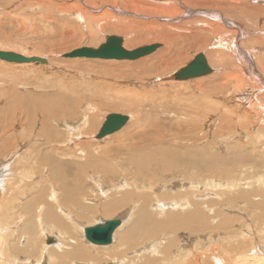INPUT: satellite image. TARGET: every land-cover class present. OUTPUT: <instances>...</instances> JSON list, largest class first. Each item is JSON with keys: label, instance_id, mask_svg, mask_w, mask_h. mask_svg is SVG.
Returning <instances> with one entry per match:
<instances>
[{"label": "rangeland", "instance_id": "rangeland-1", "mask_svg": "<svg viewBox=\"0 0 264 264\" xmlns=\"http://www.w3.org/2000/svg\"><path fill=\"white\" fill-rule=\"evenodd\" d=\"M84 1L90 2V0ZM170 1L166 0L165 4H168L169 6ZM174 1V5H177V12L167 14L162 11L144 13L142 11L143 9L136 11L134 9V5L131 7L128 6L125 9L124 3H128V1L121 4L120 0H95V3L92 4V6H98L96 9H92L89 7L90 5L88 6L87 3H83L80 0H0V50L17 51L26 55L47 56L49 59L52 58L53 60L48 64H17L0 60V93H16L19 96H23L26 107L27 104L32 103L33 105L30 106L32 108L31 110L28 109L31 112L26 110L24 102L23 105L18 108V112L24 110L29 119L26 124H20L17 128L22 129V125L25 127L29 122L35 121V125L38 130L43 128L41 120L43 119V115L41 113L42 110L38 109V106L35 107V102H33L34 96H45L44 94L49 95L46 97L61 96L63 100L57 105H61L63 107L65 105H70L69 107L74 110L70 113L69 107L67 106V108L64 107V111L62 109L58 110L57 118H50L53 119L52 124L59 127L57 129V133H54L51 129V124L45 128V134L40 135V138L36 136V132H26L25 142L30 143L34 141V138H38L39 140L41 139L40 145L44 144L48 146V144L52 142V144L59 143V145L56 146L63 148L65 143L63 141H66L69 137V135L67 136V130L64 129V125L79 129L81 124L84 125L85 118L81 121L83 116L85 117L88 115V117H90V121L86 125L87 132L85 133L86 137L84 141L88 142L89 146H92L91 148L95 149L94 152L98 153L103 152L106 147H111L109 154L107 155H109V157L111 156L112 160L115 158L120 159V167L125 174L121 172V176H119L120 179L118 181L108 178L106 179L108 181L102 183L99 179H86L85 187L89 198H100L102 187L110 193L116 190H122L124 188L122 185L123 181L127 184V187H129V185L130 187H144L148 191L152 190L155 193L156 191H160V188H163L165 183H167L171 177L176 176L174 181H180L179 178L183 174V168L187 169L188 172L201 174V176H203V181L206 183H209L210 179H215L216 181L210 182L213 185L211 187L217 188L221 183L226 184L228 185L227 187H229L230 183L238 190L249 188L251 183L254 182L256 176L259 177V175L264 174V149L262 147H256L254 151L251 149L247 151H241L238 149L240 152L237 151V153H231L233 149L236 150L237 144L239 143L243 142L242 144L249 146L251 141L248 140L247 131H244L243 134L241 133L243 131L240 130V132H238V139L230 137V133L227 131L220 136L219 131L221 121L219 119L218 106L222 105L221 99L216 97L210 98L212 101L211 105L203 103L201 99L205 98L207 89L203 87V90L200 91V89L196 87V82L201 77H211L210 74H213L217 67L212 66L214 68L212 73L197 77V79L177 80L179 82L170 80V75L186 66L198 53H207L206 51L208 49L198 44V36H194V34L191 33L193 32V28L196 26L195 23L197 21L204 23H208L207 21L210 20L216 21L214 13L215 11H218L216 10L217 7H211L204 4V2H198L199 4L195 3L196 5L192 6L189 5V3H184L185 6H183V3L180 2L181 0ZM72 5L74 7H72ZM84 8L92 15L99 17V22L97 24L94 23L96 24L94 28L95 34H92L86 23H84L87 22V19H85V17H81L84 14ZM119 10L125 11L120 12ZM195 11L200 12L195 13ZM106 12L107 15L104 16L103 14ZM250 13L241 14V16L247 17V19H244L243 23L247 28L248 33L245 38L244 36L241 38L240 42L241 44L243 43L242 46L246 50L247 48L251 49L256 46L250 44L249 41L246 42L247 38L259 36V27L262 28L264 25V21H262V19H264V15L262 13L254 10ZM128 21L130 24L133 23V27L131 29H123V31L120 28L108 25L109 23L114 25L120 23L128 24ZM182 23H184V25L180 26V29H185V27L190 28V30H183V32H186L184 34L187 39L176 38L173 43L176 47L184 46V56L180 57L179 55L178 62L167 70L157 68L155 65L150 64L154 61L161 62L164 57H168V52L170 51L168 49V42L171 36L170 34L175 36L174 32L179 30L177 26ZM99 27L101 28L99 29ZM201 31L202 30L198 32ZM109 35H120L123 37L125 39L124 44L129 49L154 43H160L162 46L153 53L136 60L124 59L114 61L99 58L62 57L64 53L70 52L76 48L83 46L97 47L105 42L107 36ZM227 37V34H225V38L229 39V37ZM212 44L213 50L216 52V57H220V61L224 55L231 52L227 47L219 46L217 40H214ZM260 52L264 53V50L261 49L258 54ZM163 78H166L169 82ZM65 94L68 95L65 96ZM195 98L199 99L196 100ZM228 98L229 97L224 99L225 105L226 103L230 107L238 105L237 101L230 102V100H227ZM229 106H224L223 109H230ZM65 111H67L66 113L68 115L64 116ZM110 113L130 115L131 120L128 121V123L119 131L105 137L103 139L104 141L96 140L95 138L92 140V138H89L100 130L106 116ZM86 127H84V129ZM162 136L165 137L163 138ZM256 136V138L260 137L259 135ZM73 138L74 136L71 139ZM256 138L253 140H256ZM74 139V142L69 145L76 143V140ZM80 140L82 141V139ZM80 140L78 141V144L81 142ZM115 145H122L123 151L114 147ZM163 145L167 148L166 151H164L165 153L159 151ZM128 149L133 152H129L128 154ZM134 152L136 154H134ZM235 153L236 155L245 157L246 160L242 161L233 159L232 157ZM255 153L259 155L261 154L262 157L258 159L253 156ZM101 154L102 153H100V155ZM250 154L252 156H250ZM12 155H10V160H16V157L14 156L15 154ZM137 156H141L146 160V162L144 161L143 163H139L135 160ZM205 156L208 158L212 156L214 161L210 162ZM126 158H129L130 160L126 161ZM170 163H173V167L171 168L172 172L167 173L164 171V168ZM9 164L7 165V163H3L0 165V169H2L5 165H7V168H11L7 175L10 173L13 175V177L5 176L3 179L4 185L0 188V218L4 224L11 219V210L9 208L7 198L10 190L15 187H17V190L20 188L27 189L28 193L26 194L24 200L27 199L26 203L28 205L24 208V211L29 210L28 213L31 216L25 222L27 224L25 229L26 231L22 228L24 226H21L22 230L25 232H23L24 238H21L19 241L21 246H26V241H32V234H30V232L33 233L35 231L32 224L35 225L37 223L38 215L40 214L41 219H46L45 208L41 207L39 209L38 206L40 204L38 205L35 202H31L29 204L28 200H30V197H32L35 193H40L42 195L46 190H50V184L53 183L54 180L49 176H46V172H41L42 167L40 169V166L33 163L32 160L14 161ZM229 169H232V172ZM29 173L36 179L31 178ZM20 177L24 178L26 181L23 187L19 186ZM32 181L34 183H30ZM55 184H60V180ZM201 184L204 185V190L207 193L208 191L206 189L208 188V184L205 185L202 181ZM210 193L215 194L212 198L217 197L216 192L210 191ZM41 198V200L45 203L51 201L48 200V197ZM65 199L69 202L71 201L67 197ZM252 199L253 203L245 200L235 202L234 204L233 202H223V200L221 202L220 199H218L217 202L214 200L211 201V203H214V206L216 205L215 207L221 209L224 214H230V216H233L234 214L241 219L234 220L233 225H231L232 218H234V216L232 218L230 217V220L228 218L227 224L231 226L230 229H227L228 231L225 228L215 230L214 239H207V234L198 235V233H192L187 230L185 231V229L182 228L179 229L180 231L175 228H170L169 230L168 228H165V232L163 230L161 233L155 234L156 236L152 240L153 243H155V251H152L153 248H149L147 251H152V253L134 252L128 254L124 257L126 263L153 264L154 262V264H171L172 262L173 264H182L180 262L181 260L177 259L180 258V255H183L180 252L184 249V247H186V249L191 248L192 251L194 250L193 252L196 255L198 247H201L202 252H205L210 251L213 247H215L214 245L222 244L223 246L226 241L231 243L243 242L248 245L257 238L264 240V206L260 203L259 197H252ZM41 200L40 203H44ZM58 200L62 202V198H58ZM144 201L145 200H138L137 203L141 205ZM175 203L179 204L180 202ZM70 204H73V202ZM99 205V200H97V206L100 208L101 206ZM131 205L132 204L124 208L122 211L123 213L120 212L119 214L114 215H117L116 217H120L125 214L135 213L136 209L133 206L131 207ZM204 205L210 206L208 204ZM98 207L96 208L98 211L88 210L87 213L89 216H87L82 222L78 221L79 217L77 216L79 215H76V221L74 222H72L71 219H68L69 221L67 220V222H70L71 224V226L68 227L70 231L67 229L66 231L64 229V232L62 230V233L61 229H57V226L53 227L56 232L63 234L64 239H61V241L65 240L67 243L68 240V243L71 244L74 241L73 243H75L76 246H81L90 256L92 255L90 264H106L107 262H112L111 260H113L112 264H118L119 261L113 259L114 255L109 253V249L113 242L106 246L107 248L99 249L98 246L87 241L84 236V228L81 229L79 226V224L84 225V227L96 224L101 221V218L102 221H104V219H113L102 216L101 210ZM168 207L173 209L177 208L175 205H170ZM219 209H217V211ZM20 210L22 211L21 208L19 211ZM65 210L73 214L71 207H65ZM217 213L218 212L213 211L210 212V214L214 215L212 220H214V218L216 220V218L224 217V215L218 216ZM169 216V213L167 216L163 215V219L168 221ZM32 217L34 221H31ZM203 222L205 224L215 225V222L208 221V214L204 215ZM72 223L76 226L78 232L75 230L76 228L72 226ZM69 232L71 234L73 233V239L69 240L66 238V235L70 234ZM207 232L209 231H203L202 233ZM210 233L213 234L212 232ZM215 233L218 235H215ZM220 233L222 236L219 235ZM18 234L19 232L11 236L9 241L11 244L9 246H13L12 243L14 242H12V239L15 241V238H18ZM194 234L197 235V237ZM241 234L243 237L240 236ZM223 235H226L227 237ZM50 237L55 236L50 235ZM43 239L44 238L41 240L42 244H44ZM47 239L48 238H46V244ZM173 239L175 240L172 243L171 240ZM65 241H62V244ZM54 244H56V241L47 245ZM166 244L167 246L171 244L170 247L174 245V247L171 248L172 252L165 250ZM178 244L181 245L179 246ZM74 246L70 248H74ZM12 250L15 251L16 249ZM104 251L108 253H104ZM157 252L160 256H158ZM94 254L97 255L95 256ZM191 256L192 254L190 257ZM217 256H223V254L219 252ZM174 258H177L176 260L179 262L174 261ZM83 263L86 264L87 262L81 258H78L76 263L74 261V264Z\"/></svg>", "mask_w": 264, "mask_h": 264}, {"label": "bare ground", "instance_id": "bare-ground-1", "mask_svg": "<svg viewBox=\"0 0 264 264\" xmlns=\"http://www.w3.org/2000/svg\"><path fill=\"white\" fill-rule=\"evenodd\" d=\"M80 1H82L83 3H87L88 6L90 5L89 7H91L92 9L98 8V6H94V5L92 6V4L95 3V0H90V2H87L84 0H80ZM126 1H128V3H124ZM187 1H191L192 3L187 2ZM120 2L121 4L124 3L125 9L128 6L131 7L134 5V9L136 11H138L139 9L140 10L143 9L142 11L144 13L162 11L167 14L168 13L171 14L172 12L173 13L177 12V5H174L175 4L174 0L169 2L170 3L169 6L168 4H165L166 0H148V1L147 0L146 1L120 0ZM180 2L183 3V6H185L184 3H189V5L192 6V5H196L195 3L199 4L198 2H204V4L209 5L211 7L213 6L217 7L216 10H218V11H215L214 13L215 14L214 18L216 21L210 20V21H207L208 23L197 21L195 23L196 26L193 28L194 30L191 34H194V36L197 35L198 41H199L198 44L208 49L206 51L207 53L203 52L206 55L208 64L211 67L212 66L217 67L216 71L213 74H210L211 77H201L200 76L201 78H199L198 81L196 82V87L200 89V91L203 90V87L207 89V92L205 93L206 94L205 98H201L203 103H207L208 105H211L212 101L210 100V98L216 97L218 99H221L222 105L218 106L219 119L221 121L220 131H219L220 136L226 133L227 131L228 133H230V137L238 139V136H239L238 132H240V130L243 131L241 132L243 134H244V131H247L246 133L248 135L247 136L248 140L251 141L249 146L242 144L243 142L239 143L237 144L236 150L233 149L231 153H234V152L237 153V151L240 152L238 149H240L241 151L243 150L247 151L249 149L254 151L256 147H262L264 149V53L260 52L258 54V52L261 49L264 50V25L262 28L259 27V30H258V33L260 34L259 36L250 37V38H247L246 40V42L249 41L250 44L256 45L255 47L251 49L247 48L246 50L242 46L243 43L242 44L240 43L241 38L243 36L245 38L248 33L247 28L244 26V23H243L244 19H247V17L241 16V14L250 13L252 10H254L264 15V0H201V1L181 0ZM72 7L74 6L72 5ZM187 8H190V7H187ZM83 11H84V14L81 17L82 18L85 17V19H87V22H84V23H86L88 29L92 32V34H95L94 28H95V25L99 22V17H96V15H92L85 8L83 9ZM119 11L122 12L125 10H122V11L119 10ZM196 12H200V11H195V13ZM103 15L104 16L107 15V12L104 13ZM262 21H264V19H262ZM108 25L112 27L114 26L115 28H120L122 29V31L123 29H128V28L131 29L133 27V23L130 24V22L128 24L120 23L117 25L109 23ZM183 25L184 23L177 26L179 30L177 29L178 31L174 32L175 36L170 34L171 36L168 42L169 44L168 49L170 51L168 52V57H164L161 62L154 61L150 64L155 65L157 68L167 70L168 68H170L171 66H173L174 64L178 62L179 55L180 57L184 56V46L176 47L175 44L173 43L176 38H184L185 40L187 39L184 34L186 32H183V30L185 31L186 29L190 30V28L185 27V29H183L181 27L182 29H180V26H183ZM100 28L101 27H99V29ZM200 30L202 31L198 32ZM225 34H227L229 39L225 38ZM109 36H113V35H109ZM109 36H107V38ZM115 36H120V35H115ZM124 40L125 39L123 38V46L126 47L124 44ZM214 40H217V42L219 43V46L227 47L231 51V52H228L226 55H224L223 58H221L222 59L221 61H220V57H216V54H215L216 52L213 50L212 42ZM146 45H149V44H146ZM146 45H142V46H146ZM83 47H80V48H83ZM80 48H76V49H80ZM127 49L134 50L136 48L134 49L127 48ZM13 52L17 53V51H13ZM18 53H21V52H18ZM21 54H24V53H21ZM64 54L62 55V57H64ZM34 56L39 58L41 55H34ZM40 58L47 59V63L45 64H48L53 61L52 58L49 59L47 56H41ZM64 58H69V57H64ZM76 58H83V57H76ZM106 60L115 61L118 59H106ZM125 60H128V59H125ZM24 64H27V63H24ZM38 64H43V63H38ZM213 71H214V68H213ZM173 74L170 75L171 76L170 80L179 82L173 78ZM167 79L166 81H168ZM44 95L45 96H34L33 98L34 101L31 99L33 102H35V107L38 106V109L42 110L41 113L43 115V119L41 120H42L43 128L38 130L35 125L36 121L29 122L25 127L22 125L21 126L22 129L17 128L18 125L20 124H26V122L29 119L28 115L25 114L24 110H21L20 112H18V108L22 106L24 102L23 96H19L16 93L15 94L7 93V92L0 93V165H2L3 163H7L8 165L10 162H14V161L32 160L33 163H36L40 166V169L42 167L41 172L42 171L46 172V176H49L50 178L54 180L53 183L50 184V190H46L45 193L42 195L40 193H35L34 195H32V197H30V200H28L29 204L31 202H35L38 205L40 204L38 206L39 209L41 207L45 208V218L46 219L45 220L41 219L40 214L38 215L37 223L35 225L32 224L35 231L33 233L30 232V234H32V241L30 242L26 241L27 242L26 246H21L19 244V241L21 238H24L23 232L26 231L25 229L27 227V224L25 222L31 216L28 213L29 212L28 209H26L28 211H24L25 210L24 208H26V206L28 205L26 203L27 199L24 200L28 191L25 188L23 189L20 188L17 190V187L10 190L7 198H8L9 208L11 210V219L7 223L4 224L0 218V264H48V263L49 264H74V261L76 263V260L78 258H81L84 261H86L87 262L86 264H90L92 255L90 256L86 252V250L83 249L81 246H76V244L73 243L74 241L71 244V243H68V240H67V243L65 240H62V241H65L62 244L61 239H64L63 234L56 232L53 226H57V229L58 228L59 230L61 229V232L62 230L64 232V229L65 230L67 229L70 231L68 227H70L71 224L70 222H67V220L71 219L72 222H74L76 221V215H79L77 216L79 217L78 221H81V222L84 221L86 217L89 216V214L87 213L88 210L98 211L96 210V208L98 207L97 200H99V203H100L99 206H101L100 208L98 207L101 210V215L106 216L108 218H113V219H108V220L104 219V221H102V218H101L102 222L100 221L98 223L104 224L107 221H115V220L121 221L114 231L113 239H112L113 244L111 245L109 249V253L114 255L113 259L119 261L118 264H127L124 257L127 256L128 254H131L134 252H139V253L151 252L152 253V251H155V248H154L155 243H153L152 240L155 238L156 236L155 234L161 233L165 228L166 229L168 228V230L170 228H175L176 230H179L180 228H182V229H185V231L187 230L192 233H198V235L207 234L208 236L207 239L208 238L214 239L215 230L220 229V228L222 229L225 228L226 230L230 229L231 226L227 224L228 218L230 220L234 216V218H232L231 225H233L234 220H241L240 218H238L237 215L235 216L233 214V216H230V214L228 215L224 214L221 209L215 207L216 205L214 206V203H211L212 200L217 202V200L220 199L221 202L223 200V202L224 201L226 203L233 202V204L235 202H239L242 200L253 203L252 197H259L260 203L262 204V206H264V176H263L264 174L259 175V177L256 176L255 179L253 178L254 182L251 183L249 188H246V189L240 188L242 190H238L237 188H235V186H233L230 183H229V187H227L228 185L223 184V183L219 184L217 188L211 187L213 185L210 182L216 181L215 179H210L209 183H206L203 181V176H201V174H198L196 172H188V170L184 168L182 169L183 174L179 178L180 181H176V180L174 181L176 176L171 177L169 181L165 183L164 186L162 185L163 188H160V191L158 192L156 191L157 193L156 192L154 193L152 190L148 191L144 187H135V186L130 187V185L129 187H127L126 186L127 184L123 181L122 185L124 186V188L122 190H116L110 193L108 190L102 187V193L100 194V198L98 197L89 198L87 195L86 187H85L86 179L87 178L99 179L102 183H105V181H108L106 180L108 178L114 181H118L120 179L119 176H121V172L125 174V172L120 167V159L115 158L112 160L111 156L109 157V155H107L109 154L111 147H106L103 150V152H100L102 153L100 155V153L94 152L95 149L91 148L92 146H89L88 142L84 141L86 137L85 133L87 132L86 125L90 121V117H88V115H86L85 117L83 116L81 121H83V119L85 118L84 125L81 124V127L80 128L78 127L79 129L73 128V127H67L66 125H64L65 126L64 129L67 130L68 132L67 136L69 135V137L68 139H66V141L62 140L63 142H65L63 148L56 146V145H59V143L52 144V142L49 143L48 146L44 144L40 145L41 139L39 140L38 138H34V137H33L34 141L30 143H26L25 142V135L27 134L26 132H36L37 137L45 134V128H47L49 125L52 124L54 118L58 117V110L62 109L64 111L65 110L64 107L67 108L68 106V105L67 106L65 105L63 107L61 105H57L63 100L60 95H59L60 97L58 96L46 97L49 95H46V94ZM67 95L65 94V96ZM227 97H229L227 100H230V102L237 101L238 105L232 106V107L227 105V103L225 105L224 99H226ZM195 99L198 100L199 98H195ZM25 105L26 104L24 102V107L26 108L27 111L32 109L30 107L32 103L27 104V107ZM224 106L225 107L229 106L230 109H226V108L223 109ZM69 111L70 113H72V111L74 110L69 107ZM66 112L67 111H65V113ZM65 113H64V116L68 115L67 113L66 114ZM50 118H53V119H50ZM130 120H131V117L129 115V121ZM51 127L54 133H57V129L59 127L55 126L54 124H52ZM84 127L86 128L84 129ZM98 132L96 134L94 133L95 135L93 134L89 138H92V140L94 138L96 140H103L105 137H107L105 136L103 138L97 139L96 136ZM87 134H90V133H87ZM256 135H259L260 137L256 138L257 137ZM73 136L75 138L73 139L76 140L75 141L76 143L73 145H69L72 142H74L73 139H71ZM162 137L164 138L165 136H162ZM255 138L256 140H253ZM80 139H82V141ZM79 140L81 142H79L78 144ZM132 144H131V147H132ZM114 147H117L119 148V150L123 151L122 145L121 146L115 145ZM166 149L167 148H165L163 145L159 151L163 153L164 151H166ZM131 150L128 149V154L129 152H133ZM236 153L235 155H233L232 157L233 159H236V160L238 159L242 161L246 160L245 157L241 155H236ZM12 154H15L14 156L16 157V160H10V155ZM134 154L136 153L134 152ZM250 156L252 155L250 154ZM253 156L257 157L258 159L262 157L261 154L259 155L257 153L253 154ZM127 160L129 161L130 159L126 158V161ZM135 160H137L139 163H143L144 161L146 162V160L142 158L141 156H137ZM208 160L212 162L214 161V158L211 156L208 158ZM7 165L3 166L2 169H0V188H2L4 185L3 179L5 176L13 177L11 173L7 175L11 169V168H7ZM172 167H173V163H170L167 167L164 168V171L167 173L168 172L171 173ZM30 177L33 179H36L31 174H30ZM59 180H60V184H55L56 182H59ZM201 181L205 183V185L208 184V188L206 189L208 191L207 193L204 190V185L201 184ZM19 182H20L19 186L21 187H23L26 183L25 179L22 177H20ZM30 183H34V182L32 181ZM210 191L216 192L217 197L212 198L215 194L210 193ZM46 196L49 198L48 200H51L50 202L48 201L47 203H45L44 201L41 200L42 199L41 197L47 198ZM60 197L62 198V202L59 201L60 199L58 200V198ZM66 197L70 199L71 201L70 202L67 201L65 199ZM1 199H2V196H1ZM40 200L44 203L41 204ZM138 200H145V201L143 204L140 205L137 203ZM72 202L73 204H70ZM175 202H180V203L177 204ZM0 204H1V200H0ZM130 204H132L131 207L133 206L136 209L135 213H131L127 215L125 214L120 217H116L117 215L116 216L114 215V214H119L120 212L123 213L122 212L123 209L128 207V205ZM204 204H208L210 206H206ZM170 205H175L177 208L176 209L169 208L168 206ZM65 207H71L73 214L65 210ZM20 208L22 209V211L20 210L21 212L19 211ZM217 209L219 210L217 211ZM212 211L218 212L217 213L218 216L224 215V217L216 218V220L214 218V220H212V217L214 216L210 214V212ZM168 213L170 214V216H169V220L166 221L163 219V215L167 216ZM205 214H208V221L215 222V225L205 224L203 222V218ZM31 221H34L33 217L31 218ZM21 226H24L22 228H24L25 231L22 230ZM72 226L76 228V226L73 223H72ZM79 226L81 229L84 228V236H85V229L87 226L84 227V225L82 224H79ZM75 230H77L78 232L77 228ZM203 231H209V232L202 233ZM17 232H19V234L17 235L18 238H15V241H13L12 239V242H14L12 243L13 246H9L11 244L9 242L11 236L16 234ZM210 232H212L213 234H211ZM216 233L215 235H218ZM49 234L55 236L52 238H54L53 242L56 241V244L54 245H47L50 243L46 244V238L50 237ZM219 235H221V233ZM73 236H74L73 233L72 234L70 233L69 235H66V238L70 240L74 238ZM195 236L197 237V235ZM223 236H226V235H223ZM240 236L243 237L242 234ZM42 238H44L43 239L44 244L41 243ZM174 240L175 239L171 240L172 243L174 242ZM202 240L205 241L204 239ZM87 241L89 240L87 239ZM91 244L98 246L99 249L107 248L106 246H108V245H97L92 242ZM171 244H169L168 246L166 244L165 246L166 251L172 252L171 248L174 247V245L170 247ZM72 246H74V248H70ZM214 246L215 247H213L210 251H205V252H202V248L198 247L197 251L195 250L197 252L196 255L193 252L194 250L192 251L191 248L186 249V247H184V249H182L181 252L179 251L183 255H180V258L178 257L179 259L177 258L176 259L181 260L180 262L182 264H264V240L263 239H259V238L254 239V241L248 245L244 244L243 242L242 243L241 242L231 243V242L226 241L223 244V246L222 244L221 245L218 244ZM149 248H153V250L147 251ZM12 249H16V250L13 251ZM219 252H221L223 256H217ZM104 253H108V252L104 251ZM191 254L192 256L190 257ZM94 255L96 256L97 254H94ZM158 256H160L159 253H158ZM176 259L174 261L179 262ZM56 261H59V262H56ZM111 261L113 262V260ZM112 262L110 263L112 264ZM110 263L107 262L106 264H110ZM171 264L173 263L171 262Z\"/></svg>", "mask_w": 264, "mask_h": 264}, {"label": "water", "instance_id": "water-1", "mask_svg": "<svg viewBox=\"0 0 264 264\" xmlns=\"http://www.w3.org/2000/svg\"><path fill=\"white\" fill-rule=\"evenodd\" d=\"M162 44L154 43L146 46L138 47L134 50H128L123 46V38L121 36H109L105 43L99 47L84 46L72 52L64 54V57L76 58H99V59H118V60H136L156 51ZM41 57V56H40ZM38 58L34 55H24L8 50H0V60L8 63H47L46 58ZM213 68L208 64V60L204 53H198L193 60L186 66L180 68L173 74L175 80H189L200 76L208 75ZM129 121V115L122 113H110L106 116L96 138H103L122 129ZM120 220L107 221L106 223H97L87 226L85 229L86 238L97 245H109L112 243L113 234L116 227L120 224ZM54 238L49 237L47 243H52Z\"/></svg>", "mask_w": 264, "mask_h": 264}, {"label": "crops", "instance_id": "crops-1", "mask_svg": "<svg viewBox=\"0 0 264 264\" xmlns=\"http://www.w3.org/2000/svg\"><path fill=\"white\" fill-rule=\"evenodd\" d=\"M61 198V197H60Z\"/></svg>", "mask_w": 264, "mask_h": 264}]
</instances>
